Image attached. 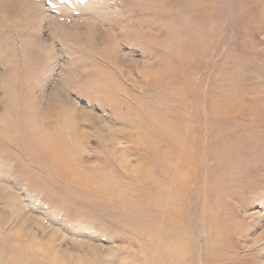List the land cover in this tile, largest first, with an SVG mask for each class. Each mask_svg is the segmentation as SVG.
<instances>
[{"label": "rangeland", "instance_id": "374dc122", "mask_svg": "<svg viewBox=\"0 0 264 264\" xmlns=\"http://www.w3.org/2000/svg\"><path fill=\"white\" fill-rule=\"evenodd\" d=\"M0 264H264V0H0Z\"/></svg>", "mask_w": 264, "mask_h": 264}, {"label": "bare ground", "instance_id": "6f19581e", "mask_svg": "<svg viewBox=\"0 0 264 264\" xmlns=\"http://www.w3.org/2000/svg\"><path fill=\"white\" fill-rule=\"evenodd\" d=\"M56 97H57V96H56ZM53 110H54V109H53ZM60 114H62V113H60ZM60 114H59V115H56L55 112H51V117H50V118L53 117V119H54L55 116H60Z\"/></svg>", "mask_w": 264, "mask_h": 264}]
</instances>
